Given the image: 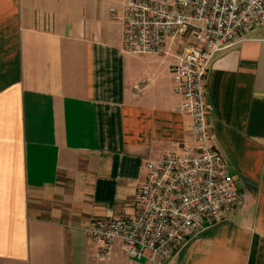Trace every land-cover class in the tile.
<instances>
[{
    "label": "crops",
    "instance_id": "obj_1",
    "mask_svg": "<svg viewBox=\"0 0 264 264\" xmlns=\"http://www.w3.org/2000/svg\"><path fill=\"white\" fill-rule=\"evenodd\" d=\"M126 0H0V264H154L94 219L134 216L147 163L193 144L172 57L123 51ZM212 144L239 199L162 264H264V25L219 53L205 81Z\"/></svg>",
    "mask_w": 264,
    "mask_h": 264
},
{
    "label": "built area",
    "instance_id": "obj_2",
    "mask_svg": "<svg viewBox=\"0 0 264 264\" xmlns=\"http://www.w3.org/2000/svg\"><path fill=\"white\" fill-rule=\"evenodd\" d=\"M112 12L123 22L124 53L174 59L173 92L179 111L192 120L193 144L147 163L134 216L94 219L85 230L101 260L120 241L129 258L162 264L191 233L238 202L235 177L212 144L205 81L219 53L264 25V0H126Z\"/></svg>",
    "mask_w": 264,
    "mask_h": 264
}]
</instances>
